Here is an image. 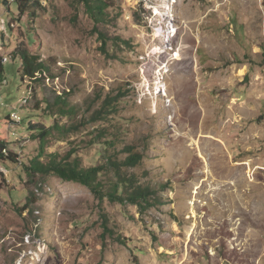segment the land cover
Returning a JSON list of instances; mask_svg holds the SVG:
<instances>
[{
    "label": "rangeland",
    "instance_id": "obj_1",
    "mask_svg": "<svg viewBox=\"0 0 264 264\" xmlns=\"http://www.w3.org/2000/svg\"><path fill=\"white\" fill-rule=\"evenodd\" d=\"M34 1L35 16L0 0V117H21L19 162L0 166V264H264V0H114L100 26L112 55L83 4ZM18 46L50 77L23 78ZM61 94L74 114L46 108ZM108 97L115 113L93 121ZM55 122L79 127L53 130L48 153L75 150L85 166L143 154L124 171L159 188L157 205L26 174L40 150L30 125Z\"/></svg>",
    "mask_w": 264,
    "mask_h": 264
},
{
    "label": "trees",
    "instance_id": "obj_2",
    "mask_svg": "<svg viewBox=\"0 0 264 264\" xmlns=\"http://www.w3.org/2000/svg\"><path fill=\"white\" fill-rule=\"evenodd\" d=\"M78 4H83L86 12L95 24L94 30L98 33L100 41L102 42V51L108 55H112L108 50V44L111 40L108 34L101 30V25L106 24L109 20L108 9L116 7L114 0H76ZM18 11L22 15L30 13L35 16L34 0H15ZM7 4V0H5ZM40 5V2L37 1ZM32 10V11H31ZM120 42V43H119ZM119 45H130L127 40L117 38L115 42ZM14 61L17 59L21 63V73L23 78L33 81H40L43 77H50L51 67L48 62L43 60L40 55L30 52L26 47L18 46L12 52ZM6 74L5 69V56L0 54V81L3 80ZM118 97H108L101 104L100 109L93 113V121L104 119V115L108 113H115L116 103ZM46 108L50 113H58V115L66 116L72 115L76 112L75 105H72L64 94L56 97L51 102L45 100ZM85 124V122H83ZM14 121L11 115L0 117V166L4 163H18V153L11 150V132ZM79 127L78 124L61 125L55 122L51 126L44 124H32L30 130L34 131V139L40 143V150L38 155L33 158L29 164L24 165L26 174L34 177L37 174L41 175H56L66 181L81 183L87 186L95 195L96 199L103 202L108 198L111 202H119L121 204H133L140 209V212H145L149 208L157 205L159 201V188L152 186H145L140 183L135 175H129L124 169L134 168L143 161V154L135 152L134 147L126 146L125 152L128 156L124 160H118L111 155L105 157V163L96 164L92 166H85L80 156L76 155L75 150H70L66 155L61 156L59 153L47 152V140L53 133V130L64 133L65 130H73ZM99 139L107 138V134L100 132ZM98 141H94L96 144ZM114 142L108 138L104 142L105 145H112ZM109 150V146L105 147ZM46 158V160H43ZM110 175H113L110 177ZM114 177V178H113ZM28 205V204H27ZM24 206L22 209H26ZM106 218V217H105ZM106 231L109 229L105 224ZM117 241L126 244L127 241L122 236H117ZM138 264V262L136 263Z\"/></svg>",
    "mask_w": 264,
    "mask_h": 264
},
{
    "label": "built area",
    "instance_id": "obj_3",
    "mask_svg": "<svg viewBox=\"0 0 264 264\" xmlns=\"http://www.w3.org/2000/svg\"><path fill=\"white\" fill-rule=\"evenodd\" d=\"M12 119H13V121H14L15 123H18V122H20L21 117H20L16 112H14V113L12 114Z\"/></svg>",
    "mask_w": 264,
    "mask_h": 264
}]
</instances>
